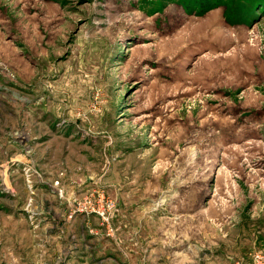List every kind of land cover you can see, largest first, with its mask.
I'll list each match as a JSON object with an SVG mask.
<instances>
[{
    "label": "rangeland",
    "instance_id": "374dc122",
    "mask_svg": "<svg viewBox=\"0 0 264 264\" xmlns=\"http://www.w3.org/2000/svg\"><path fill=\"white\" fill-rule=\"evenodd\" d=\"M115 231L264 256V0H0V264Z\"/></svg>",
    "mask_w": 264,
    "mask_h": 264
},
{
    "label": "crops",
    "instance_id": "0c3cea01",
    "mask_svg": "<svg viewBox=\"0 0 264 264\" xmlns=\"http://www.w3.org/2000/svg\"><path fill=\"white\" fill-rule=\"evenodd\" d=\"M129 232L135 233L132 230ZM129 232L127 233L128 235H130ZM115 235L116 231L109 238L107 246L99 243L89 247L85 245L79 246L78 244L72 245V247L64 245L58 254V264H145V249L139 240L136 239L134 241L136 237L130 236L128 239L129 243L124 241L120 244L118 235V240ZM32 244L27 245V248H21L19 244L14 247L12 264H56V262L52 261L53 259L46 258L44 254L40 257L31 258ZM36 245L43 246L44 244L40 245L39 243ZM36 245L34 249H36ZM45 248L46 245H44V249H41L43 253H46ZM61 252L63 253L61 254L62 262Z\"/></svg>",
    "mask_w": 264,
    "mask_h": 264
},
{
    "label": "built area",
    "instance_id": "2783aa9c",
    "mask_svg": "<svg viewBox=\"0 0 264 264\" xmlns=\"http://www.w3.org/2000/svg\"><path fill=\"white\" fill-rule=\"evenodd\" d=\"M236 264H244V263L241 262V263H236ZM251 264H264V256L260 253H254L252 255Z\"/></svg>",
    "mask_w": 264,
    "mask_h": 264
}]
</instances>
